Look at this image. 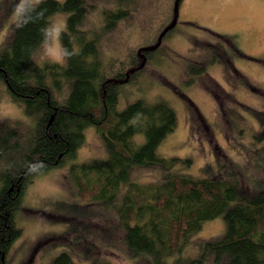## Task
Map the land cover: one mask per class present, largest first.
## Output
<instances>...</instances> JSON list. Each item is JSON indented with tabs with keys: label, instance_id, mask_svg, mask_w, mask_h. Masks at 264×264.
I'll return each instance as SVG.
<instances>
[{
	"label": "rangeland",
	"instance_id": "rangeland-1",
	"mask_svg": "<svg viewBox=\"0 0 264 264\" xmlns=\"http://www.w3.org/2000/svg\"><path fill=\"white\" fill-rule=\"evenodd\" d=\"M41 1L0 0V49L23 8ZM87 1L84 29L92 32L103 23L102 11L114 3ZM128 7L129 15L100 36V56L110 65L109 75L132 58L123 75L139 69L123 85L114 109L122 111L137 100L166 102L175 112L176 127L156 153L176 159L173 170L227 180L251 196L264 190V144L257 140L264 128V0H132ZM66 16L55 13L49 19L45 41L34 53L36 65H64L59 34ZM139 48L152 51L138 57ZM59 83L54 99L62 102L66 83ZM5 126L20 140L31 131L32 119L1 84L0 129ZM96 129H84L73 157L27 180L15 213L19 237L2 257L5 264H52L61 253L69 255L71 264H155L151 256L128 250L117 212L108 204L92 203L89 195L80 199L68 177L73 164L109 157ZM164 173L146 167L134 170L132 179L161 182ZM225 231L221 216L204 222L164 263L200 259L204 242ZM206 264L222 262L212 256Z\"/></svg>",
	"mask_w": 264,
	"mask_h": 264
},
{
	"label": "trees",
	"instance_id": "trees-1",
	"mask_svg": "<svg viewBox=\"0 0 264 264\" xmlns=\"http://www.w3.org/2000/svg\"><path fill=\"white\" fill-rule=\"evenodd\" d=\"M104 1L114 7L102 11L103 23L92 32L84 29L87 0H43L26 6L0 49V85L32 119L31 131L20 140L9 126L0 129V264L19 237L15 213L27 180L73 157L88 126L101 132L109 157L73 164L68 177L80 199L89 195L92 203L108 204L117 212L129 251L165 264L204 222L221 216L224 236L204 242L203 256L186 264H206L212 256L222 264H264V190L251 196L230 181L192 178L173 170L176 159L156 153L176 127L175 112L166 102L137 100L122 111L114 109L118 93L139 69L123 75L132 58L119 61L109 75L110 65L101 60V33L129 15L132 0ZM55 13L67 15L59 34L64 65L38 66L34 53ZM151 51L139 48L136 55ZM60 79L67 94L62 102L54 99L53 90ZM257 140L264 144V128ZM146 167L167 171L164 180L134 181L133 171ZM52 264H71V259L61 253Z\"/></svg>",
	"mask_w": 264,
	"mask_h": 264
}]
</instances>
